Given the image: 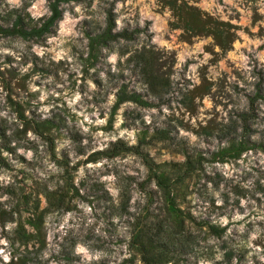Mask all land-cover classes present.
I'll list each match as a JSON object with an SVG mask.
<instances>
[{"label":"rangeland","instance_id":"rangeland-1","mask_svg":"<svg viewBox=\"0 0 264 264\" xmlns=\"http://www.w3.org/2000/svg\"><path fill=\"white\" fill-rule=\"evenodd\" d=\"M94 3H60L61 16L49 33L24 38L2 29L12 28L18 17L24 29L40 26L47 17L34 20L23 8L0 0V40L20 56L0 55V111L8 112L0 117V174L13 181L0 184V197H8L0 200V228L16 224L11 233L5 229L0 235L13 250L11 264H81L75 255L78 241L110 255L127 244L129 256L123 260L91 264H146L139 242L147 246L148 239L157 242L149 249L164 256L162 264H198L201 257L214 264H233L234 259L247 264L249 250L239 241L255 225L248 223L241 234L236 229L244 221L234 227L231 220L237 212L244 215L242 200L249 202L247 219L264 213V0H234L235 6L224 0H99L93 10ZM118 4L123 5L119 12ZM76 6H82L84 19H79ZM109 11L113 34L139 32L131 39L93 45L92 39L107 27ZM65 14L79 22L74 28L69 25V34L62 38ZM121 16L122 26L117 24ZM154 17L160 18V32L151 30L157 23ZM214 30L230 34L226 48ZM157 36L163 44L153 43ZM50 37L57 43L49 44ZM33 45L49 51L37 55ZM52 48L66 57L55 59ZM111 54L118 56L115 72L107 63ZM78 75L84 98L73 112L64 93L76 91ZM89 79L96 85L90 99L84 96ZM122 88L154 105L124 102L113 110ZM42 107H49L46 118ZM85 110L91 125L77 115ZM94 111L100 120L107 118L105 124L95 123ZM118 116L123 121L119 129ZM181 129L197 141L182 137ZM125 130L135 133V144L127 135L119 136ZM98 132L117 138L97 140ZM19 149L31 151L33 158ZM110 176L115 180L109 181ZM225 216L230 222L222 226L219 221ZM257 223L264 229V221ZM210 226L223 231L216 235ZM254 243L264 248V233ZM217 248L223 253L219 261ZM46 251L49 257L41 259ZM252 259L260 264L256 256Z\"/></svg>","mask_w":264,"mask_h":264},{"label":"clouds","instance_id":"clouds-1","mask_svg":"<svg viewBox=\"0 0 264 264\" xmlns=\"http://www.w3.org/2000/svg\"><path fill=\"white\" fill-rule=\"evenodd\" d=\"M55 0H6V3L8 6H10L11 8H23L27 13H29L31 15V17L34 20L39 21L42 17H51L52 15V11H51V3H54ZM129 2H131V0H129ZM225 5H234V0H224ZM97 4H99V0H95V3L93 4V10L96 9ZM235 6V5H234ZM121 7H123L122 4H118L116 11L119 12ZM75 11L76 13H79V19L82 20L84 19V15L82 12V6H76L75 7ZM261 12L264 13V7L261 8ZM165 15H169V13L165 12ZM125 17L121 16L118 20H117V24L121 25V21L124 19ZM154 19L157 21V23L152 27V31L153 32H160L161 31V26H160V18L159 17H154ZM79 22V20L74 19L71 15L69 14H65V19L63 22H61L60 24V35L61 37H65L69 34V25H71L73 28L75 27V25ZM264 22V21H262ZM141 25H143V19L141 20ZM122 26V25H121ZM75 34V33H73ZM245 39H247L245 37ZM5 43V41L0 40V55H12L15 56L16 59H20V56L17 54V52L13 51L10 48L4 47L3 44ZM49 44H56L57 40L54 37H50L48 40ZM153 43H159V44H163V39L161 36H157L155 38V40L153 41ZM15 48H19V49H24L25 45L22 43H15L14 44ZM32 51L35 52L37 55L40 56H44V54L49 51V49H45L43 47H40L38 45H33L32 47ZM52 52L56 53L55 54V59H64L66 57V53L63 52H57L56 48H52L51 49ZM107 51V50H105ZM70 59V57H69ZM246 59V58H245ZM118 60V56L116 54H111L108 56V60L107 63L112 65V70L115 72L116 69V63ZM29 68L31 67V64H29L28 66ZM22 72H27L28 68H22L21 69ZM90 71L95 72V69H90ZM194 71V69H193ZM100 78L102 80H106L105 74L103 72L100 73ZM175 79H178V77H176ZM79 75L77 77V88L76 91L71 93V95H69L68 91H65L64 93V98L67 100L68 103V107L72 109L73 112H76V105L81 102L83 100L84 97H82L81 92L79 90ZM87 89L88 91L85 92L84 96H87L89 99L91 98V93H93L96 90V85L92 82V80H88L87 81ZM33 91H35L36 89L33 88ZM0 92H3V89L0 88ZM52 95H57V93H53ZM47 96V94H45L44 96L41 97V99H45ZM112 103V98L110 97L108 100V104L110 105ZM205 103H208L209 107H211V104L209 101H205ZM54 106V105H53ZM121 111H123V109H121ZM156 110L153 109L152 112H155ZM164 111L167 113L168 109L165 108ZM40 112L45 114V118L47 117V114L49 112V107H42L40 108ZM78 116H83L84 120H87L88 123L91 125L93 123V121L89 118V114L87 113V110H85L84 112L81 113H77ZM91 115L96 116V120L95 123L97 125H103L106 123L107 118H105V120H100L99 119V115L98 112H93ZM0 117H8V112L7 111H0ZM203 118V117H201ZM11 119H15V117L13 116ZM145 120L148 123H151V119L149 116L145 117ZM194 122V121H193ZM123 123L122 119L118 116L117 117V124H116V128L119 129L120 124ZM82 127V124H81ZM85 132H87V129H84ZM9 135H11V133H9ZM127 135L130 138V142L131 144H135L136 140L134 138L135 133L134 132H127L125 131H120L119 132V136L123 137ZM28 136L32 139H36V137L33 136L32 132L28 133ZM95 136L97 138V140H103V141H107L109 139H116L117 136L116 135H112V136H108L105 135L104 133H95ZM181 136L182 137H188L190 139V141L195 142L197 141V136H195L194 134H192L191 132H186L184 130L181 129ZM88 141L85 140L84 144L87 145ZM104 146L106 147V144H104ZM202 147L204 145H201ZM19 151L21 152V154L26 155L29 159L33 158V153L31 151L25 152L24 149H19ZM57 151H59V148L57 149ZM5 156L8 155V153H4ZM45 163L47 164V161H45ZM260 164L264 165V155L261 156L260 159ZM47 167L49 169L52 170H56L55 166L52 164H47ZM95 167V166H92ZM84 174V169L81 168L80 172H79V176H83ZM40 175L43 177L45 176L44 172H40ZM107 179L109 181H114L115 177L110 176L107 177ZM12 177L10 175L7 174H0V184H4L7 185L9 183H12ZM248 185H245V187H247ZM209 188H211V185H209ZM110 191H113V195H116V192L113 189H110ZM216 196V202L218 205H222L223 204V200L220 199V195L219 193H214ZM8 197L7 196H3L0 197V200H7ZM133 203H135V200H133ZM249 202L248 201H244L242 200L241 204L243 207H245V213L244 215H241L239 212H237L234 216H232V220L231 222L233 223V226L236 227V223L237 221H244L243 224H240L239 227H237V231L241 234H243L245 232V228L246 225L248 223H253L255 225L254 229L248 234L247 239H241L239 241V245L242 247L247 248L248 251V257H247V264H254L252 257L256 256L258 258V260L260 261V264H264V248H261L259 246H257L254 242L259 239L261 237V234L264 233V229H262L261 227L258 226L259 221H264V213H260L257 212V215L252 216L251 219H247V217L250 216L249 211L247 210V204ZM82 207H84L85 211L87 213L91 212V209L87 207V205H82ZM229 218L227 216L223 217L219 223L224 226V225H228L229 224ZM89 223H92L91 220H89ZM16 228V224L14 223H7L5 225L4 228H0V232H3L5 229L11 233L13 231V229ZM60 231H63L62 229ZM97 233H99V229L96 230ZM232 232V229H229V233L228 235H230ZM49 248L51 249L53 246L51 244V240H52V235L49 234ZM225 239H227V235L225 236ZM209 243H213V241H209ZM19 247V245H17ZM121 249L124 252V255L121 256L120 252ZM197 251H201L200 249H197ZM50 253L49 252H44L43 256L41 257V259H47L49 257ZM75 255L80 256L81 257V264H91V262L95 261V262H99L103 259H109L110 261H119V260H123L124 258L129 256V253L127 251V244L122 245L120 247H116L114 253H112L110 255L109 251L106 250H97L92 248V246L86 242H82V241H78L76 243L75 246ZM223 258V253H221L219 251V249H216V255H215V260L219 261ZM13 259V250L11 248V245L9 243V241L7 239H5L2 235H0V264H11V260ZM52 264H56L55 261H52ZM198 264H214V261L211 259H207L205 257H201L198 260ZM233 264H237L236 260H233Z\"/></svg>","mask_w":264,"mask_h":264},{"label":"trees","instance_id":"trees-1","mask_svg":"<svg viewBox=\"0 0 264 264\" xmlns=\"http://www.w3.org/2000/svg\"><path fill=\"white\" fill-rule=\"evenodd\" d=\"M67 1V0H55L54 3H51V11L52 15L51 17H47L44 19L42 24L40 26H33L29 29H24L22 26H19L20 23H22V19L18 17V19L15 21V24L12 28H6L2 29V31L11 33V34H18L23 36L24 38H40L43 34L49 33L51 31V28L54 26L55 22L60 18L61 16V10H60V3ZM108 20H107V27L104 32H102L100 35H98L96 38H93V45L97 44H106L108 40L116 39V38H125V39H131L133 35H135L137 32H139L138 29H134L132 31L123 30L122 32L112 33L111 30L114 26V20L112 18V14L109 11L108 12ZM212 34L217 39L218 43L221 45V47L226 48L230 41V34L224 31L220 30H214L212 31ZM124 102H133L139 106L142 107H151L154 104L145 100L140 94L137 93H129L125 90V88L120 89V91L117 93L116 101L113 105V110H115L120 104ZM245 130L247 129V126H244ZM237 150V149H236ZM238 151V150H237ZM210 231L214 234H220V232L223 231V229H218L214 226H210ZM140 246L142 247L141 253H142V259L146 264H162L165 258L164 256L158 254L154 255L150 251L149 248L152 246L158 245L155 240L148 239L147 246L143 244L141 241L139 242Z\"/></svg>","mask_w":264,"mask_h":264}]
</instances>
